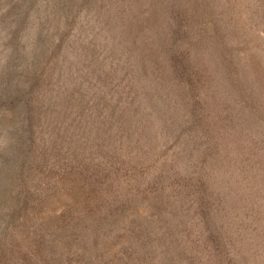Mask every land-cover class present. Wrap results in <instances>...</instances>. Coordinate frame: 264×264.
I'll list each match as a JSON object with an SVG mask.
<instances>
[{
    "label": "rangeland",
    "instance_id": "rangeland-1",
    "mask_svg": "<svg viewBox=\"0 0 264 264\" xmlns=\"http://www.w3.org/2000/svg\"><path fill=\"white\" fill-rule=\"evenodd\" d=\"M0 264H264V0H0Z\"/></svg>",
    "mask_w": 264,
    "mask_h": 264
}]
</instances>
